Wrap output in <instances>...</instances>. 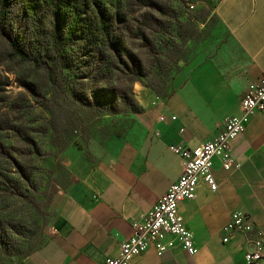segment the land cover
<instances>
[{
  "label": "crops",
  "instance_id": "1",
  "mask_svg": "<svg viewBox=\"0 0 264 264\" xmlns=\"http://www.w3.org/2000/svg\"><path fill=\"white\" fill-rule=\"evenodd\" d=\"M216 14L228 35L221 51L197 55L167 99L137 89L143 109L129 133L108 143L90 187L63 208L57 234L17 264H106L119 256L132 221L182 175L171 146L212 141L227 117L240 114L248 86L264 78V0H220ZM232 148L230 170L219 157L213 161L217 191L201 178L196 198L179 205L198 253L189 256L174 239L163 255L150 248L131 264H246L244 237L224 242L223 228L240 211L264 234V112L251 117Z\"/></svg>",
  "mask_w": 264,
  "mask_h": 264
},
{
  "label": "rangeland",
  "instance_id": "2",
  "mask_svg": "<svg viewBox=\"0 0 264 264\" xmlns=\"http://www.w3.org/2000/svg\"><path fill=\"white\" fill-rule=\"evenodd\" d=\"M153 1L166 12L160 23L152 19L147 0H104L118 13L119 70L110 71L103 85L89 80L81 86L88 104L63 97L52 110L37 104L23 83L36 84L45 95H51L52 85L34 65L9 59L0 37V264H17L57 234L63 208L90 187L108 143L133 127L136 113L97 110L92 95L98 86L109 96L125 91L142 108L137 89L167 99L197 55L217 54L227 41L216 14L220 0ZM25 2L48 26L53 11L44 0ZM177 20L193 25L182 29L193 34L188 40L181 38Z\"/></svg>",
  "mask_w": 264,
  "mask_h": 264
},
{
  "label": "trees",
  "instance_id": "3",
  "mask_svg": "<svg viewBox=\"0 0 264 264\" xmlns=\"http://www.w3.org/2000/svg\"><path fill=\"white\" fill-rule=\"evenodd\" d=\"M147 1L152 19L160 23L166 12L153 0ZM44 3L53 11L48 26L41 20L38 22L39 11L25 0H0V37L5 42L7 56L44 72L52 85L51 95L42 93L34 83H23L37 104L52 110L58 106L60 97L63 101L71 99L88 104L81 86L89 80L103 85L110 71L119 70L115 41L118 13L112 12L104 0H44ZM176 24L182 39L193 36L191 31H182L193 25L179 20ZM151 88L161 92L155 85ZM92 100L103 115L128 117L142 111L125 91L109 96L98 86ZM116 135H122L121 131Z\"/></svg>",
  "mask_w": 264,
  "mask_h": 264
},
{
  "label": "built area",
  "instance_id": "4",
  "mask_svg": "<svg viewBox=\"0 0 264 264\" xmlns=\"http://www.w3.org/2000/svg\"><path fill=\"white\" fill-rule=\"evenodd\" d=\"M264 112V78L251 83L241 99V112L227 117L222 133L214 140L198 146H171L183 165L181 177L171 185L151 209L132 221V235L120 244L117 257H110L106 264H131L132 260L154 248L163 255L175 246L177 239L191 257L198 253L194 235L179 213L183 201H193L201 178L217 191L218 184L212 172L216 157L222 160L226 170L235 165L232 141L245 130L251 117ZM241 235L245 239L246 264H259L264 260V234L249 214L233 212L223 228V241L229 242Z\"/></svg>",
  "mask_w": 264,
  "mask_h": 264
}]
</instances>
